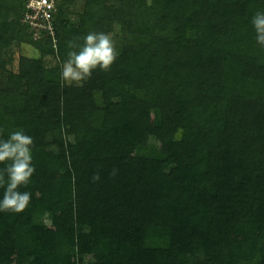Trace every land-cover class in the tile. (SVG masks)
<instances>
[{
	"label": "trees",
	"instance_id": "obj_1",
	"mask_svg": "<svg viewBox=\"0 0 264 264\" xmlns=\"http://www.w3.org/2000/svg\"><path fill=\"white\" fill-rule=\"evenodd\" d=\"M56 8L36 37L27 0H0V139L31 136L36 169L28 207L0 212V264H264V0ZM91 31L119 55L66 85L67 42ZM23 43L38 55L14 70Z\"/></svg>",
	"mask_w": 264,
	"mask_h": 264
},
{
	"label": "clouds",
	"instance_id": "obj_2",
	"mask_svg": "<svg viewBox=\"0 0 264 264\" xmlns=\"http://www.w3.org/2000/svg\"><path fill=\"white\" fill-rule=\"evenodd\" d=\"M251 24L256 33V42L264 48V11H257ZM81 39L82 44L77 42ZM67 48V58L61 64V80L66 85L82 86L97 69L110 71L119 55L111 32L91 31L68 41ZM181 132L178 130L176 139L180 138ZM33 145V138L20 129L10 132L6 139H0V164L5 165L0 169V187L4 188L0 212L20 213L31 202L32 193L20 189L30 184L36 171L32 162ZM99 179V173L92 177L94 182Z\"/></svg>",
	"mask_w": 264,
	"mask_h": 264
},
{
	"label": "built area",
	"instance_id": "obj_3",
	"mask_svg": "<svg viewBox=\"0 0 264 264\" xmlns=\"http://www.w3.org/2000/svg\"><path fill=\"white\" fill-rule=\"evenodd\" d=\"M27 7L30 11L26 13L24 22L35 31V36L39 37L43 32L55 38L56 29L53 18L57 10L56 0H27Z\"/></svg>",
	"mask_w": 264,
	"mask_h": 264
},
{
	"label": "rangeland",
	"instance_id": "obj_4",
	"mask_svg": "<svg viewBox=\"0 0 264 264\" xmlns=\"http://www.w3.org/2000/svg\"><path fill=\"white\" fill-rule=\"evenodd\" d=\"M21 55L36 56L38 51L30 44L23 43L16 46L14 49V63L11 65L12 69L18 70V61Z\"/></svg>",
	"mask_w": 264,
	"mask_h": 264
}]
</instances>
